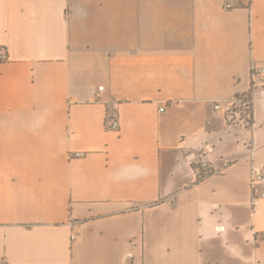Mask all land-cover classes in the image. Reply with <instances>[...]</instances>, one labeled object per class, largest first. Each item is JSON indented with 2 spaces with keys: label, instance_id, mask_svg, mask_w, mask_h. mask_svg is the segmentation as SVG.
Returning <instances> with one entry per match:
<instances>
[{
  "label": "crops",
  "instance_id": "obj_1",
  "mask_svg": "<svg viewBox=\"0 0 264 264\" xmlns=\"http://www.w3.org/2000/svg\"><path fill=\"white\" fill-rule=\"evenodd\" d=\"M227 1L0 0V264H264V86L249 126L214 107L264 0Z\"/></svg>",
  "mask_w": 264,
  "mask_h": 264
},
{
  "label": "built area",
  "instance_id": "obj_2",
  "mask_svg": "<svg viewBox=\"0 0 264 264\" xmlns=\"http://www.w3.org/2000/svg\"><path fill=\"white\" fill-rule=\"evenodd\" d=\"M237 6L235 0H228L225 3L226 9H232ZM0 59H6V53L3 49H0ZM261 76V78H259ZM258 86H264V67H252V85L246 92L236 94L225 106H222L221 102H216L214 107L216 110H222L223 115L227 122L232 125H244L249 126L252 124L254 116V90ZM100 90L104 89V86L99 87ZM161 111L164 108H160ZM117 126V122L113 123ZM194 169L198 178H204L209 174H217L219 170H213L207 162H202L199 165H195ZM258 183H264V168L255 169L252 178V202L255 204L260 197H264V193H260L258 189Z\"/></svg>",
  "mask_w": 264,
  "mask_h": 264
}]
</instances>
